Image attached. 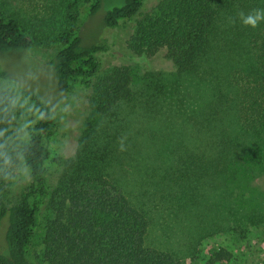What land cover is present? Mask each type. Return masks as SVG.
Returning <instances> with one entry per match:
<instances>
[{"label":"trees","instance_id":"obj_1","mask_svg":"<svg viewBox=\"0 0 264 264\" xmlns=\"http://www.w3.org/2000/svg\"><path fill=\"white\" fill-rule=\"evenodd\" d=\"M86 1L87 19L100 14L105 0ZM234 1L158 0L150 11H143L146 0H117L103 8L100 16L101 31L134 20L127 41L133 55L144 58L164 49L180 75L171 81L156 79L157 83L151 79L153 92L142 109L166 113L177 131L188 122L197 127L193 141L199 144L201 155L178 154L169 174L181 187L176 199L184 208L199 203L210 179L242 186L248 177L264 178V19L249 27L252 31L245 47L250 53L244 66L233 62L220 66L218 61L207 60L214 51L215 31L228 19ZM68 18V26L55 37L49 63L59 92L87 91L92 116L74 155L64 159L46 141L55 121L50 107L39 95L18 90L33 114L27 136L20 141L11 127L15 96L0 84V228L5 224L0 264H36L30 256L43 206L50 215L43 227L41 264H191L147 243L151 221L111 176L122 135L98 120L117 117L121 103L134 101L132 70L115 65L103 71L99 58L103 47L97 42L100 33L86 41L78 26L79 14L71 10ZM34 45L32 36L0 11V54L25 52ZM182 77L196 80L192 82L196 100H190L197 110L188 116L180 110L174 113L168 105L173 98L178 109L185 103L184 96L178 98ZM225 82L230 99L222 93ZM185 85L188 88L190 83ZM19 158L29 183L11 200L10 167ZM53 168L61 172L51 189ZM225 256L219 252L215 260Z\"/></svg>","mask_w":264,"mask_h":264},{"label":"rangeland","instance_id":"obj_2","mask_svg":"<svg viewBox=\"0 0 264 264\" xmlns=\"http://www.w3.org/2000/svg\"><path fill=\"white\" fill-rule=\"evenodd\" d=\"M116 1L105 0L103 8ZM157 1L146 0L143 11H150ZM234 3L230 15L235 19L229 15L217 27L212 40L214 51L207 59L208 62L218 61L220 66L229 62L244 66L250 53L249 47H245L252 31L249 27H253L245 21L249 16L255 18L257 12L264 14V0H235ZM87 8L86 0H0V11L15 19L35 41L34 47L25 52L0 54V84L15 96L16 109L11 127L18 139L26 138L33 122L30 104L19 95V89L39 95L54 112L53 132L46 141L64 159L74 155L82 130L91 119L87 91L59 92L49 63L55 51V37L68 26V13L76 11L79 29L86 41L90 40L91 34L100 33L97 42L103 47L99 53L102 70L127 65L132 70L131 76H134V101L121 103L117 117H105L98 123L107 124L110 131L116 127L122 135L110 172L130 201L144 210L151 221L147 243L168 250L191 264H264V178L248 177L242 186L210 179L204 185L199 203L182 207L176 199L181 187L171 181L169 174L174 171L178 154L201 155L199 144L193 141L197 140L193 137L197 127L188 122L183 127L180 125L183 129L177 131L178 127L168 122L166 113L163 116V113L142 109L147 108V96L153 92L154 81L151 79L157 83L156 79L159 82L171 81L180 75L171 59L165 56L164 49L144 58L133 55L127 41L133 32L134 20L101 31L103 8L92 19H87ZM2 73L6 77H2ZM182 79L184 86L178 98L184 96L185 103L178 109L173 98L168 105L174 113V110H180L188 116L196 112L192 109L197 110L193 105L197 93L192 83L196 80ZM188 83L190 85L186 88ZM226 83L222 93L230 99L232 95L227 91ZM60 172L61 169H51V189L56 185ZM10 174L8 197L14 200L29 183L20 158L10 167ZM49 215L50 211L43 206L30 256L36 264H41L43 227ZM4 232L5 224L0 228V250L3 251ZM219 252L226 253V256L215 260Z\"/></svg>","mask_w":264,"mask_h":264},{"label":"clouds","instance_id":"obj_3","mask_svg":"<svg viewBox=\"0 0 264 264\" xmlns=\"http://www.w3.org/2000/svg\"><path fill=\"white\" fill-rule=\"evenodd\" d=\"M261 18H264V14L260 13V12H257L256 14V17L253 18L252 16H249L247 18V20L245 21V23H250L252 24L253 26H255L257 20L261 19Z\"/></svg>","mask_w":264,"mask_h":264}]
</instances>
